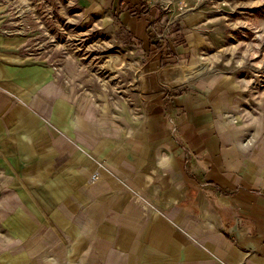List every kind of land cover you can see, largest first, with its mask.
<instances>
[{"label":"crops","instance_id":"0c3cea01","mask_svg":"<svg viewBox=\"0 0 264 264\" xmlns=\"http://www.w3.org/2000/svg\"><path fill=\"white\" fill-rule=\"evenodd\" d=\"M78 1L116 18L145 71L201 52L199 12L160 39L155 0ZM21 43L0 34V264H264L262 91L195 77L144 95Z\"/></svg>","mask_w":264,"mask_h":264},{"label":"rangeland","instance_id":"374dc122","mask_svg":"<svg viewBox=\"0 0 264 264\" xmlns=\"http://www.w3.org/2000/svg\"><path fill=\"white\" fill-rule=\"evenodd\" d=\"M155 1L167 18L155 25L160 39L173 24L182 29L185 14H203L204 44L192 62L145 71L139 67L144 58L139 47L116 18L78 0H0V34L18 37L25 55L47 59L75 80H128V86L138 80L142 92L143 76L154 72L164 89L192 84L189 80L198 77L207 85L228 82L264 93V0ZM174 67L187 78L172 86L167 70Z\"/></svg>","mask_w":264,"mask_h":264},{"label":"water","instance_id":"95a60500","mask_svg":"<svg viewBox=\"0 0 264 264\" xmlns=\"http://www.w3.org/2000/svg\"><path fill=\"white\" fill-rule=\"evenodd\" d=\"M140 87L144 94L160 92L164 89L154 72H148L143 76Z\"/></svg>","mask_w":264,"mask_h":264},{"label":"built area","instance_id":"2783aa9c","mask_svg":"<svg viewBox=\"0 0 264 264\" xmlns=\"http://www.w3.org/2000/svg\"><path fill=\"white\" fill-rule=\"evenodd\" d=\"M169 1L170 0H165V3H169ZM99 178V172L97 171V170H95L94 172H93V174L90 176V179L92 180V181H95V180H97Z\"/></svg>","mask_w":264,"mask_h":264},{"label":"bare ground","instance_id":"6f19581e","mask_svg":"<svg viewBox=\"0 0 264 264\" xmlns=\"http://www.w3.org/2000/svg\"><path fill=\"white\" fill-rule=\"evenodd\" d=\"M185 79L183 78V81H184Z\"/></svg>","mask_w":264,"mask_h":264}]
</instances>
